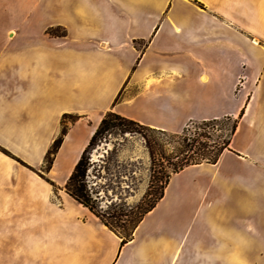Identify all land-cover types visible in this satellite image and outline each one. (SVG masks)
Masks as SVG:
<instances>
[{
  "label": "crops",
  "instance_id": "obj_1",
  "mask_svg": "<svg viewBox=\"0 0 264 264\" xmlns=\"http://www.w3.org/2000/svg\"><path fill=\"white\" fill-rule=\"evenodd\" d=\"M0 16V69L42 68L50 143L63 114L92 124L89 137L108 111L168 133L241 114L229 149L173 174L122 246L67 194L71 171L1 190L0 231L9 207L30 242L22 264H264V0H0Z\"/></svg>",
  "mask_w": 264,
  "mask_h": 264
},
{
  "label": "rangeland",
  "instance_id": "obj_2",
  "mask_svg": "<svg viewBox=\"0 0 264 264\" xmlns=\"http://www.w3.org/2000/svg\"><path fill=\"white\" fill-rule=\"evenodd\" d=\"M9 23L7 18L0 16V54L10 53L11 46L2 48L3 38L10 37L9 31L3 30ZM50 30L53 34L49 35L62 34V30L58 28ZM253 59L255 65L264 70V53L257 49L253 53ZM42 77V68L40 65L36 67L32 62L24 66L8 63L0 69V191L2 190L4 199L10 198V186L13 183L43 181L56 186L61 184L73 169L81 147L84 149L91 137L92 124L81 121L75 123L76 115L73 114L62 119V125L67 126L68 130L52 165L46 167L45 155L54 141L50 143L57 124L54 120L56 111L52 110L47 114L42 107L45 99ZM33 82L38 91L33 98L28 96V101L24 90L29 89ZM218 124L221 132L213 131V134L223 133L224 129L230 127L231 121H221ZM187 127H192V124L189 123ZM136 129L141 133L121 132L116 128L110 130L104 135L103 143L90 153L91 160L105 166L99 173L96 171L90 175L92 181L109 186L105 195L103 191L100 192L104 195L101 202L104 208L111 202H119L123 196L126 204L134 205L145 193L151 175V160L143 136L153 142L156 158L160 156V149H164L166 156H169L177 146V143L158 131ZM104 159L106 164L102 163ZM155 170L160 172L158 164ZM7 211L9 207H4V219L9 224L7 222V227L4 226L0 231V264H22L28 260L27 249L30 242L24 232L15 230Z\"/></svg>",
  "mask_w": 264,
  "mask_h": 264
},
{
  "label": "trees",
  "instance_id": "obj_3",
  "mask_svg": "<svg viewBox=\"0 0 264 264\" xmlns=\"http://www.w3.org/2000/svg\"><path fill=\"white\" fill-rule=\"evenodd\" d=\"M50 31L49 29L47 33L53 34ZM70 115H62L60 132L45 155V165L47 168L52 165L55 155L62 144L64 135L68 130L67 126L62 125V119ZM75 117L77 119V116ZM240 117L241 114L235 119L224 117L221 119L190 122L192 127L188 128L187 124L179 133H168L148 128L115 112L108 111L100 120L75 162L65 182V190L71 198L87 208L107 229L116 234L121 239L120 244L122 246L132 238L134 230L143 217L162 198L164 189L173 174L190 165L215 163L222 152L229 149ZM221 121H231L230 127L224 129V132L221 134H216V132L213 134V131L219 130L221 132L222 129L217 127ZM114 128L119 129L121 132L129 133H141L136 128L155 130L170 141L177 143V146L169 156H166L164 149H160V156L156 158L157 154L154 150L153 142L146 136H143L151 160V175L145 193L134 205L126 204L125 196H123L120 197L119 202H111L104 208L101 206V202L109 186L92 181L90 175L96 171V173H99L105 166L91 160L90 153L103 143L104 135ZM114 151L115 149L112 150V152ZM103 161L102 163L106 164V160L104 159ZM157 164L159 165L160 172H156L155 170ZM158 173H161L160 176H157ZM116 186L118 187V184ZM101 191L104 192V195L100 194ZM149 198L151 200H148Z\"/></svg>",
  "mask_w": 264,
  "mask_h": 264
}]
</instances>
